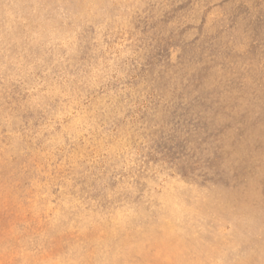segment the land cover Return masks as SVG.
<instances>
[{"label":"clouds","instance_id":"clouds-1","mask_svg":"<svg viewBox=\"0 0 264 264\" xmlns=\"http://www.w3.org/2000/svg\"><path fill=\"white\" fill-rule=\"evenodd\" d=\"M166 9V0H0V78L12 86L0 91V264H126L130 229L176 232L205 215L229 226L202 234L211 259L192 264H239L250 238L264 237V33L225 53L247 64L250 95L231 117L227 166L179 162L207 194L181 220L147 156L163 112L154 107L147 127L138 110L155 81L200 91L208 69L198 65L218 37L202 39L204 25L178 19L179 9L161 17Z\"/></svg>","mask_w":264,"mask_h":264},{"label":"rangeland","instance_id":"rangeland-1","mask_svg":"<svg viewBox=\"0 0 264 264\" xmlns=\"http://www.w3.org/2000/svg\"><path fill=\"white\" fill-rule=\"evenodd\" d=\"M166 3L167 9L161 10V17L179 9L178 19L190 15L195 17L197 25H204L202 39L218 37L205 53V63L198 65L208 69L196 81L200 91L193 92L190 87H183L179 78L155 81L151 86L152 103L138 110L142 126L147 127L151 126V118L156 115L152 111L154 107L163 112L161 127L154 130L155 134L147 133L151 137L147 156L149 161L155 162L154 167L162 169L165 187L176 197L174 211L184 220L186 218L182 214L185 209L205 199L207 194L202 181L190 183L185 179L190 169L186 163L179 162L195 155L200 158L201 166L208 161L213 166H227V152L235 138V128L229 127L233 124L231 117L243 111L250 93L247 64L225 53L230 50L234 55L243 53L251 43L252 34L264 33V0H166ZM233 22H236L235 27ZM245 28L248 29L247 35ZM196 34L190 33L188 39ZM6 87L12 86H6L4 79L0 78V91ZM17 90L7 93L11 95L9 104L18 99L14 94ZM4 99L5 96L0 95V102ZM188 120L192 121L191 137L185 131ZM59 163L57 159L52 175L56 174L55 165ZM177 164L179 167H176ZM37 165H43L40 172L50 171L48 164L42 160L38 159ZM89 212L99 214L100 210L92 206ZM228 226L221 219L205 215L191 227L185 225L183 230L176 232L166 227L146 228L141 232L130 229L125 238L130 251L123 259L126 264H192V261H206L211 257L204 254L202 234L209 231L223 234ZM237 259L239 264H264V237L259 233L253 235L240 249Z\"/></svg>","mask_w":264,"mask_h":264}]
</instances>
